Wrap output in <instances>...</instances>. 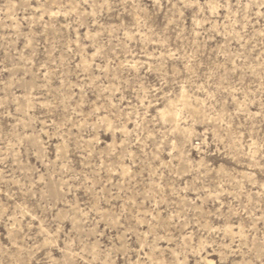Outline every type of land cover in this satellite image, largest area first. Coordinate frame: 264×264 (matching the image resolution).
<instances>
[{
  "label": "rangeland",
  "instance_id": "1",
  "mask_svg": "<svg viewBox=\"0 0 264 264\" xmlns=\"http://www.w3.org/2000/svg\"><path fill=\"white\" fill-rule=\"evenodd\" d=\"M0 264H264V0H0Z\"/></svg>",
  "mask_w": 264,
  "mask_h": 264
},
{
  "label": "bare ground",
  "instance_id": "2",
  "mask_svg": "<svg viewBox=\"0 0 264 264\" xmlns=\"http://www.w3.org/2000/svg\"><path fill=\"white\" fill-rule=\"evenodd\" d=\"M181 100L184 106H188L187 101L185 100L184 95H181ZM173 103V102H172ZM200 113L199 110H194V114L198 115ZM161 118L163 120H169L170 121H177L178 112L175 110L173 105H169L167 109L160 112ZM179 135L180 138L185 141L189 140L192 137V130L191 129H179Z\"/></svg>",
  "mask_w": 264,
  "mask_h": 264
}]
</instances>
